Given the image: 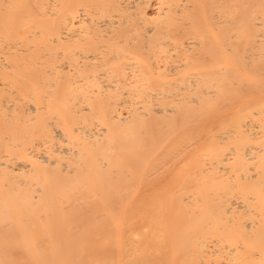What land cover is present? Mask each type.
<instances>
[{
    "label": "bare ground",
    "instance_id": "obj_1",
    "mask_svg": "<svg viewBox=\"0 0 264 264\" xmlns=\"http://www.w3.org/2000/svg\"><path fill=\"white\" fill-rule=\"evenodd\" d=\"M226 115L264 146V0H0V264H264Z\"/></svg>",
    "mask_w": 264,
    "mask_h": 264
},
{
    "label": "rangeland",
    "instance_id": "obj_2",
    "mask_svg": "<svg viewBox=\"0 0 264 264\" xmlns=\"http://www.w3.org/2000/svg\"><path fill=\"white\" fill-rule=\"evenodd\" d=\"M154 7L155 6H151L150 8H149V10L151 11L152 9H154ZM235 104V103H234ZM234 104L232 103H230V105H232V106H234ZM237 105V104H236ZM229 107H231V106H229ZM240 108V105L239 106H236L235 107V109H234V107L231 109L232 110V112H234V110L236 111V110H238L239 108ZM238 108V109H237ZM229 109V108H228ZM230 110V109H229ZM226 111H227V109H226ZM230 114H228V115H232L233 113H231L230 111H228ZM214 114H215V112H214ZM228 115H226V117H228L227 118V124L226 125H222V127H220V126H218L217 125V123L215 124H213V121H212V131L214 132V134L215 135H217V133L219 134H221V133H223V134H227L228 136H229V138H227V139H229V140H227L228 142L227 143H225L226 144V146H225V157L227 158L226 159V161H223V162H220V163H218V161L214 158L213 159V161H212V164L214 163V165L212 166V167H215V165H217V164H219V165H217V166H221L222 165V167H220L219 169L221 170V171H223V173H225V172H227V173H225V174H228V178H229V176H230V181H234L235 179H232V178H236L235 176H237L238 177V175H240L239 177H243L242 179H245L244 177H246V179H247V177L248 176H251V177H248V179H249V181H250V178L252 179H255V177L256 176H258L259 174H257L258 172H261L260 170L262 169H259L260 168V166H256V163H253L252 161L253 160H255V159H252L251 161H249V164L248 165H250V166H246L247 168H244V169H240L239 171L236 169V168H239V167H237L238 165H237V163H236V159H235V157L238 155V153H240V154H242V155H246L245 154V152L247 153V151L250 153L249 155L252 157V156H256V155H258V154H261L264 150V146L262 145V137H260L259 136V138H260V141H261V143H260V141L258 142L257 141V139H259L258 137H257V139H255V138H253V139H251L252 141H249L248 142V144H246V145H244V146H242L240 143H239V141L237 140L236 142L234 141V139L235 138H233L234 137V129H235V126H233V124L232 125H230L231 123H232V121H231V119H230V116H228ZM232 117V116H231ZM214 117L212 116V119H213ZM215 119V118H214ZM217 120V119H216ZM231 122V123H230ZM255 125H257V124H255ZM253 127V126H252ZM256 129H258V128H256ZM254 130V129H253ZM258 131V130H257ZM215 138H217L216 136H215ZM214 138V139H215ZM218 139V138H217ZM264 139V138H263ZM225 141V140H224ZM226 142V141H225ZM250 144H252V145H250ZM255 144V145H254ZM262 146H263V148H262ZM253 148V149H252ZM255 148H257V149H255ZM259 148H261V149H259ZM260 150H263V151H260ZM259 152V153H258ZM227 155V156H226ZM236 155V156H235ZM248 154L246 155V157L245 158H247V157H249V159L251 158L250 156H249ZM249 159H247V160H249ZM256 161V160H255ZM254 161V162H255ZM216 166V167H217ZM224 167L226 168V169H224ZM258 169H257V168ZM224 169V170H223ZM258 171V172H257ZM262 171H263V169H262ZM256 172V173H255ZM264 172V171H263ZM264 174V173H263ZM262 173L260 174V176H261V178H262V175H263ZM255 177H254V176ZM259 176V177H260ZM238 177V178H239ZM241 178H239V179H241ZM258 178V177H257ZM261 178H259V179H261ZM256 180V179H255ZM258 180V179H257ZM245 180H243V182H244ZM248 181V180H247ZM248 181V182H249ZM246 183V182H245ZM235 188V187H234ZM230 194L229 193H227L228 194V196H232V198H231V196H230V198L228 197V196H226V198L227 199H231L233 202L232 203H230V204H233V203H235L236 204V206H237V204H239V206H240V204H241V206L243 207L244 205V207L245 208H247V206H248V204H250L251 205V198H252V194L254 193V192H251V195H250V197L249 198H247V199H245L246 197H244V195L242 196V194L243 193H240L241 192V189L239 188V189H231L230 191ZM232 192V193H231ZM226 194V195H227ZM246 194V193H245ZM248 194H250L249 192H248ZM249 196V195H248ZM256 196V194H254V197ZM250 199V200H249ZM231 200H230V202H231ZM249 200V201H248ZM253 201L252 202H254V199H252ZM241 202V203H240ZM234 204V205H235ZM249 205V206H250ZM243 207V208H244ZM251 208H248L249 210L250 209H252V211H253V209H254V212L252 213L253 215V217H248L247 219H246V222L249 224V222L250 223H256V220H257V218H256V214H255V212H257L258 211V209H257V211H256V208H255V206H250ZM242 209V208H241ZM247 209V210H248ZM243 210V209H242ZM246 210V211H247ZM245 211V210H244ZM247 212H249V211H247ZM251 212V211H250ZM249 221V222H248ZM252 221V222H251ZM252 223V224H253ZM254 223V224H255ZM251 225V224H250Z\"/></svg>",
    "mask_w": 264,
    "mask_h": 264
}]
</instances>
